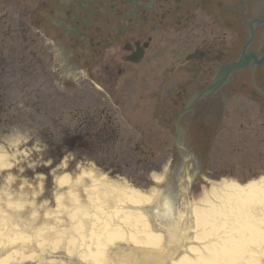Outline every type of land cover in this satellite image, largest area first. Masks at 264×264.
Returning a JSON list of instances; mask_svg holds the SVG:
<instances>
[{"label": "flooded vegetation", "instance_id": "1", "mask_svg": "<svg viewBox=\"0 0 264 264\" xmlns=\"http://www.w3.org/2000/svg\"><path fill=\"white\" fill-rule=\"evenodd\" d=\"M35 15L41 52L75 75L76 104L94 100V85L130 80L163 148L192 153L209 178L262 171L264 0H41ZM74 109L77 130L80 119L104 121L106 149L125 150V136L141 145L110 113Z\"/></svg>", "mask_w": 264, "mask_h": 264}, {"label": "bare ground", "instance_id": "2", "mask_svg": "<svg viewBox=\"0 0 264 264\" xmlns=\"http://www.w3.org/2000/svg\"><path fill=\"white\" fill-rule=\"evenodd\" d=\"M153 180L161 185L163 179ZM56 183L65 193L58 205L69 208L74 225L65 249L76 264H264V176L244 185L210 183L195 201L187 186L171 210L157 215L147 209L159 189L144 194L92 170ZM61 218L55 214L48 222ZM44 224L45 234L52 233ZM9 229L0 239V264L23 255L36 262L46 257L52 243Z\"/></svg>", "mask_w": 264, "mask_h": 264}, {"label": "rangeland", "instance_id": "3", "mask_svg": "<svg viewBox=\"0 0 264 264\" xmlns=\"http://www.w3.org/2000/svg\"><path fill=\"white\" fill-rule=\"evenodd\" d=\"M40 2L41 0H0V41L5 36L15 38L8 39V46L14 51L13 56L8 57V61L13 65V79L5 80L3 86L6 87L4 91L6 99L4 108H0V239H6L9 226H12L25 236L44 237L45 241L53 245L46 249H49L48 253L55 254L48 256L47 253L42 261L36 262L23 255L21 259H8V264H76L75 254L68 255L65 249V242H70L75 232L68 216L69 208L58 205L60 195L65 193L59 192L56 179L68 175L75 180L82 171L88 172L91 169L98 171V168H102L94 166L93 159L99 154L94 155L90 148L87 153L66 150L64 147V142L71 138L69 132L72 85H68L70 83L64 84V87L53 85L51 91L46 93L43 86H40L41 93L37 98L33 97V90L36 88L32 85L31 79L28 82L30 89L24 87L29 71L27 64L23 66L26 61L24 63L22 61L24 53L22 29H30L34 33L33 14ZM31 48L34 49L35 45ZM6 54L9 52L6 51ZM6 54L3 53L2 56H5L7 61ZM122 86L124 88L118 87L112 91V100H107L110 101L108 103L103 99V94L98 92L100 99L95 102V106L98 107V102L100 106L109 105L117 113L118 118L125 121L129 118L130 124L137 125L135 123L139 120L134 118L150 113V104L146 99L140 98L135 86L131 87L130 83H124ZM146 118L149 121L148 115ZM136 127L141 128V133L146 135L144 141L151 145L155 136L151 138L149 135L156 133L155 125L149 123ZM148 160L150 164H144L145 166L140 168V176L137 175L141 178L140 182L122 179L126 185L144 194L160 188L154 181L147 180V172L152 169L161 170V176L165 171L164 165L155 167L151 160ZM132 171L136 170L132 167ZM127 172H122V175H133ZM63 186L67 192L65 189L67 185ZM204 187L208 188L209 185L190 184L191 201L199 197ZM55 214L64 216L66 220L61 218L57 222L53 220L49 223L48 220ZM12 217L16 220H11ZM8 218L11 219L6 222ZM44 223L52 228V233L45 234V230H42L43 226H46ZM53 225H56V229ZM58 243L60 245H57Z\"/></svg>", "mask_w": 264, "mask_h": 264}, {"label": "water", "instance_id": "4", "mask_svg": "<svg viewBox=\"0 0 264 264\" xmlns=\"http://www.w3.org/2000/svg\"><path fill=\"white\" fill-rule=\"evenodd\" d=\"M35 21V19H34ZM165 181L164 183H162L160 185L163 187L162 190L159 188L158 193L153 201V203L150 205V207L147 209V213L148 215H157L160 214L162 212L171 210L173 208V206L175 205L176 199L178 197V195L180 194V192L186 188L188 186V181L184 180V181H179V186L177 187V192H175V194H170L168 192V190L166 189V185H165Z\"/></svg>", "mask_w": 264, "mask_h": 264}]
</instances>
